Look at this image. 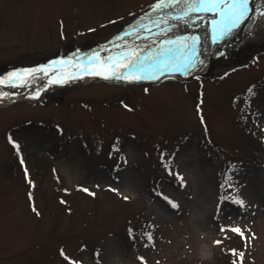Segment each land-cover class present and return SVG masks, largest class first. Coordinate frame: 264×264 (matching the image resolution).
<instances>
[{
  "label": "rangeland",
  "instance_id": "374dc122",
  "mask_svg": "<svg viewBox=\"0 0 264 264\" xmlns=\"http://www.w3.org/2000/svg\"><path fill=\"white\" fill-rule=\"evenodd\" d=\"M153 3L0 0V264H264V21L184 80L86 79L187 24Z\"/></svg>",
  "mask_w": 264,
  "mask_h": 264
},
{
  "label": "snow or ice",
  "instance_id": "6c2138e0",
  "mask_svg": "<svg viewBox=\"0 0 264 264\" xmlns=\"http://www.w3.org/2000/svg\"><path fill=\"white\" fill-rule=\"evenodd\" d=\"M180 5L181 7L178 8L175 12H169V16H175L176 18H184L189 16L194 10L199 11H209L212 12H219L220 15L218 18H213V31L216 33L214 38L223 37L229 31H231L234 27H236L239 23H241L245 18L249 17V15L253 12V9L250 8V0H154L152 8L150 11H155L162 9L164 7H170ZM256 13H259L261 16H264V7L255 9ZM163 15V13H161ZM145 20H148L147 17H144ZM192 20L198 19L195 15L191 16ZM185 23H188L187 20H184ZM255 20H253V23ZM148 23L151 24L152 21L148 20ZM163 23H167V21H163ZM132 25H129V31H132ZM123 35V34H122ZM199 35L195 32L193 33H184L182 36L178 37H170L167 41L161 40V44H168L170 45L167 48L157 51L155 57H145L141 58L140 52L142 50L139 49H127L123 55H118L117 60L121 62L122 67L116 66V60H110L109 63L112 65L111 68L100 72V75L105 76L106 78H110L112 76L117 75L118 73H126L124 75V79L127 80H138V79H148L151 78L153 73L160 72L162 68H168L169 64L173 63V60L179 62L180 60L184 61L181 70L187 71V66L191 63V57L189 56H180L177 57L175 54L180 52L182 49L187 50L189 53L193 52V50L197 47L199 42ZM190 42V43H189ZM171 54V58H169ZM160 57L164 58L165 62H161L159 59ZM175 66V65H173ZM149 69L147 75H136L135 73H143L145 69ZM8 81H4L0 78V83H5ZM147 91V89H145ZM251 91V89H249ZM38 93H33V95H37ZM6 93L0 92V96H4ZM128 107L127 105H125ZM200 108V105H197V109ZM203 116H201V120H203ZM59 127V125H57ZM13 145L17 144L16 140H13L9 137ZM115 147V145H113ZM17 151L19 148L17 147ZM23 163V160H21ZM25 175L27 177V169L25 168ZM177 178L180 180L181 186L184 183L183 174L177 172ZM77 187H82L81 185H77ZM85 191H89V189L84 188ZM67 191V189H65ZM94 194V193H93ZM163 195V194H162ZM128 199V197H124ZM230 199L235 200L236 203L240 204L241 207L244 206L245 201L239 197L229 196ZM165 199L169 200L170 204L173 207H177V202L172 200L170 197H165ZM247 227V225H245ZM231 229L240 234L241 238L244 239L245 233L241 229L239 225L234 224H221L220 230L223 232L224 229ZM227 235V233H225ZM252 235H255L254 233ZM148 240H152L151 233L147 234ZM250 240V237H248ZM215 243H222V241L217 240ZM83 247V246H82ZM228 251L238 254L240 258L243 257L244 253L241 250H237L235 248L228 249ZM61 254L66 256L63 249H61ZM66 258L71 262V264H81L80 261H75L72 257ZM139 259L144 260V257H139ZM234 264H240V260H234Z\"/></svg>",
  "mask_w": 264,
  "mask_h": 264
},
{
  "label": "bare ground",
  "instance_id": "6f19581e",
  "mask_svg": "<svg viewBox=\"0 0 264 264\" xmlns=\"http://www.w3.org/2000/svg\"><path fill=\"white\" fill-rule=\"evenodd\" d=\"M250 8L253 9V12H254V5H251V0H250ZM252 13L249 16H251ZM193 15L196 16V14H193ZM211 15L212 16L210 18L213 20V18H218L220 13L211 11ZM247 21H248V18H245L241 23H239L236 27H234L226 35H224L223 37H219V38H214L216 36V33H214V31H213L214 26L211 25L210 21H208V20L205 21L204 23L200 22V20H197L196 22H194L195 26H193L189 32L190 33L195 32L199 36L202 35L203 33H207V32L214 33V34H210L211 37L209 39V43H210L209 46H215V45H219V44L220 45L221 44H227V43H232V42L240 39V35L242 34L243 30L247 29L246 25H250V28L252 29V31H254L255 25H258L260 22H263L264 18L256 19L254 23L251 21H249V22H247ZM198 22H200L199 25H196V23H198ZM231 32H232V34H231ZM205 48L200 49V51L198 53H196L195 56L199 57L202 54V52L206 50Z\"/></svg>",
  "mask_w": 264,
  "mask_h": 264
},
{
  "label": "trees",
  "instance_id": "16d2710c",
  "mask_svg": "<svg viewBox=\"0 0 264 264\" xmlns=\"http://www.w3.org/2000/svg\"><path fill=\"white\" fill-rule=\"evenodd\" d=\"M264 259V258H263Z\"/></svg>",
  "mask_w": 264,
  "mask_h": 264
}]
</instances>
